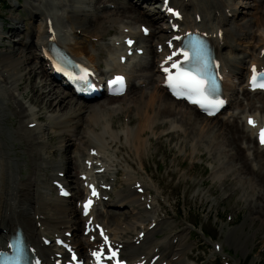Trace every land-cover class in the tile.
<instances>
[{"label": "bare ground", "instance_id": "6f19581e", "mask_svg": "<svg viewBox=\"0 0 264 264\" xmlns=\"http://www.w3.org/2000/svg\"><path fill=\"white\" fill-rule=\"evenodd\" d=\"M106 0H71V4L61 8L58 6L59 0H53L52 5L58 6L55 9L57 15L60 14L58 22L64 33L65 46L73 53L85 60L93 67H99V63H95L97 59V51L95 50L96 43L91 41L90 37H103L115 24L119 23H145L150 22L148 16L139 9L137 5L129 0H107L114 2L117 7L112 10L108 6L101 9L100 4ZM184 7L186 11L201 7L199 0H190L191 8L184 1L176 0ZM211 10L221 9L223 4L220 0H210ZM232 6V13L235 18L225 17L222 22H218L216 26H222L227 31V46L223 51L226 65L232 66V76L228 86L232 91L233 101L237 109L245 111L247 114L251 111H264V93L252 94L243 90V95L249 97L248 105L242 106V99L238 96L242 85H237L234 80L241 79L245 75V62L256 58V50L259 45L264 42V0H225ZM27 4L33 9L32 12H43V0H27ZM67 8H72V21H65L64 12ZM61 9V10H60ZM202 9L205 10L204 7ZM35 10V11H34ZM207 12V11H206ZM208 14V12H207ZM37 18L36 29L33 33L28 32V38L17 34L21 31L20 28L12 30V36L18 37L14 45L8 50L1 52L0 58V218L6 215L11 217L13 222L19 223L31 235H38L39 229L36 226L34 204H41L42 209L48 210L52 227L56 229L61 224L76 225L78 221H83L76 206L73 205L72 199H58L51 197L48 190H45L39 181L40 170L46 163H55L59 168H63L62 160H48L47 150L50 148V143L44 142L42 145L33 143L28 148L26 153H37L38 158L33 162V171L23 172V168H27V160L24 158L23 163L19 159L17 152L11 150V146L18 143L22 139V135L28 139L35 138L37 141L44 136H38V133L45 131V136L50 129L44 128V124L38 125L36 128L28 129L24 124L32 122L35 119H24L30 115V111L25 105L24 100L27 99V92H32L29 101L33 104L42 106V110L46 113H52L49 124L59 123L64 127L58 134V146L64 148L65 140L68 139L69 146L77 145V149L84 150L81 143H77L78 139L87 137V141H91L95 145L108 149L114 141L120 138V135L114 131L113 118L121 111L129 113L130 123L134 122L131 116L136 112L138 123L135 127L129 124L124 128V135L128 142H132L136 147L137 153L140 150L146 149L149 139L145 138V134L149 131L152 134H157L159 130L163 136L169 138L180 139L183 136V141L180 143L179 153L185 150L184 144L188 147L189 143L196 140L197 145L193 147L192 154L195 155L204 140L209 144V158L212 159L211 164L213 169V181L224 182L227 176H232L233 188L241 190L242 197L247 199V204L259 202V207H264V150L261 149L256 142V139L251 135V131L246 126L245 121L240 113L232 118H224L222 114L215 118H208L201 114L196 108L187 105L184 101H178L172 98L165 89L159 87L161 76L157 70V64L154 62L155 52L149 44L150 39L146 40L149 47V53L146 61L137 64L136 67L129 71L131 80V98L127 100L129 105H124L120 100L126 98L109 97L102 102H85L76 99L67 90L58 92L55 87L49 88L48 80H51L46 63L41 58V49L44 44V39L47 34V28L44 25L42 17L35 15ZM58 17V16H57ZM124 18H128L127 21ZM155 18H162V14H157ZM20 27L22 17H14ZM153 24V23H152ZM75 28L82 29V35H78ZM202 25L207 26L205 21ZM155 27V25L153 24ZM253 29V31H252ZM32 38V42L29 40ZM114 50H117L115 48ZM117 55V53H116ZM116 55H113L116 57ZM113 61L114 57L111 58ZM113 71L123 70V67L114 61ZM39 71V73H37ZM5 72L11 75L8 78ZM143 72V73H142ZM42 73V75H40ZM140 82H149L146 88H137L135 79ZM242 83V81L240 82ZM54 84V82H53ZM50 85V84H49ZM134 89V90H133ZM18 92V94L16 93ZM117 102L119 105H117ZM260 102L261 105H257ZM99 103V104H95ZM15 108H13L12 107ZM30 107V106H29ZM248 108V109H247ZM19 113L21 115L20 129L11 130L4 125V121L8 119V114ZM242 113V112H241ZM40 116L39 114H35ZM41 117V116H40ZM179 118L185 123L186 127L183 133L173 131L183 124H176V119ZM218 122L215 124L214 122ZM102 129L101 132L97 130ZM169 130L165 131V129ZM81 130L79 132L78 130ZM106 131L109 134L111 142L106 141ZM82 135V137H79ZM162 137V136H161ZM46 138H48L46 136ZM56 144V145H57ZM247 144V148L245 145ZM179 145L177 141L176 146ZM68 146V147H69ZM52 147V145H51ZM72 164L69 167L67 180L77 190L79 189L78 182L73 178V169L77 166L69 159ZM32 168V167H31ZM58 168V169H59ZM25 178V180H22ZM40 193V199H35V194ZM133 192H120L118 198L122 202H134L137 198ZM141 203L139 204V206ZM142 209V208H139ZM145 211H139L134 219L141 217ZM97 216L104 219V215L98 211ZM259 218L264 223V214L257 213L256 208L250 206V213L242 220L241 225L230 231L231 242L235 245H240L243 252H248L247 243L244 237L247 229L248 221H253ZM119 218H116V220ZM135 223H132V227ZM187 229L183 230V233ZM247 240V239H246ZM74 243L82 246L84 239L78 234L74 237ZM177 246V253L180 248Z\"/></svg>", "mask_w": 264, "mask_h": 264}, {"label": "rangeland", "instance_id": "374dc122", "mask_svg": "<svg viewBox=\"0 0 264 264\" xmlns=\"http://www.w3.org/2000/svg\"><path fill=\"white\" fill-rule=\"evenodd\" d=\"M105 4V3H104ZM1 7V4H0ZM0 20L4 21L7 20L8 23L6 24L7 28H11L13 27V25L15 24V22L13 21V17H19V11L16 10H6L4 8H0ZM24 22L26 24L27 27V33L25 35H23V37L28 38V32L32 31V29H34L36 27V22L34 23L33 20H29V19H25L24 17ZM115 30H110L106 35L109 34H113L115 33ZM8 34H10V32L7 31ZM17 39V37H12L9 40H5L3 42V45L0 46V58H1V52L3 50H8L10 48V46L12 47L13 41ZM33 46V45H32ZM101 49V50H100ZM97 52H99L98 54V62H103L105 60L104 56L101 54L104 49L97 47L96 49ZM39 73V71L37 72ZM42 75V74H40ZM132 91L126 96L125 100H121L123 102H125V105H128L129 103L127 102V100H129L132 96ZM32 95V92L28 91L26 96H27V100L29 99V97ZM241 97L243 98V103H247L249 102L248 97H246V100H244V96L241 94ZM26 100V101H27ZM25 101V102H26ZM103 100H98V102H102ZM99 103H95V104H99ZM242 103V106H244ZM241 106V108H242ZM14 108V107H13ZM235 108H231V110H234ZM237 112H241V110H237ZM235 112V113H237ZM127 114L126 111H122L120 112L118 115H116L113 120L114 123L116 124V126L118 128L124 127L125 122H124V116ZM43 116V113L41 114ZM132 115H136L135 113H133ZM228 115V114H227ZM242 115V114H240ZM230 116V115H228ZM44 117V116H43ZM47 117V116H45ZM44 117V119L46 120V118ZM231 118H233L231 116ZM218 122L215 121L214 123L216 124ZM8 126V123H7ZM149 132H147V137H148ZM53 135V134H52ZM52 135H50L52 137ZM158 136V134L156 135V137ZM55 142L58 141L57 137L53 138ZM177 141H179V145L176 146ZM183 141V136H180V139L175 138H169L168 137H162L157 141H153V145H150L148 147L147 150H149L148 152H145L143 155H148V158L146 160V164L147 165H154V166H160L161 170L164 168H167V170L171 169L170 171L166 172L164 170H162L161 174L165 175L167 180L169 181L172 177L174 178V181H172L171 179V184L170 187L172 188L177 182H179V186L177 187L179 190L184 187L186 185L187 188H192V192H191V197H193V200L198 201L199 199V203H200V196L195 198L196 196V189L201 191V194L203 195L202 200L205 203V208L206 209H211V212L213 213H217V215L220 214L223 216L221 217V220L218 224H215L213 222V216L210 214H208V217L210 218L209 223H211V230L212 232L218 236V238L220 239H225L226 238V230L229 229V227L231 226V224H228L226 222V217L225 215L227 213H233L235 214L236 218H235V222L238 223V225H241L242 220L248 215V213H250V206H252V203L249 205H245V199L241 198L242 195V191L239 190L237 188H233V183H232V176H227V180L223 183V185H221L220 182L217 181H213L212 178H209L210 180H208L206 182V184L208 185V190H203V179H204V175L209 172V170L212 168L211 165V161L212 159L209 158V153L207 152V150H209V144L208 142H206L204 140L203 145L200 146V150L197 151V153L195 155L192 154V150L190 149V147H186V144H184L185 146V150H183V152L179 153V148H180V143H182ZM123 151V150H122ZM121 151V153H122ZM125 152H128V150H125ZM56 158H66L67 155L66 154H60V155H55ZM123 157L126 158L127 156L123 154ZM134 160L138 161V158H132ZM180 166V167H179ZM208 178V177H207ZM192 180V181H191ZM233 189H235L233 191ZM204 191L207 192V194L205 196H208L210 199H212L210 202H206L205 200V196H204ZM210 191V193L208 192ZM230 192H234L231 197L222 202L223 197L230 193ZM214 195V196H213ZM74 202V200H73ZM243 206V208H242ZM254 207V206H253ZM242 208L241 212L238 213V210ZM260 213L264 214V211H259ZM234 222V223H235ZM215 226L217 228H215ZM247 229H246V237H249V241H248V248H252V245L259 241L260 239L264 238V223L262 222L261 219L256 218L253 221L249 220L248 224H247ZM250 252V251H249ZM241 256L242 255V251H241ZM245 257V256H243Z\"/></svg>", "mask_w": 264, "mask_h": 264}, {"label": "snow or ice", "instance_id": "6c2138e0", "mask_svg": "<svg viewBox=\"0 0 264 264\" xmlns=\"http://www.w3.org/2000/svg\"><path fill=\"white\" fill-rule=\"evenodd\" d=\"M169 11H173L169 9ZM176 15H179V12H176ZM146 32L147 28L144 29ZM179 39V37H177ZM131 44L132 41H129ZM171 43V42H169ZM191 55L188 50L181 48L177 51L182 53L184 59L189 61L191 65L190 69H184L181 67V63L177 60L172 64V69H177L175 73H172L170 68H164V71L169 74V78L166 81L175 91L177 88H180L182 91L177 92V95L184 94L188 99H192L193 96L200 97V99L194 100V103H198L201 107H215L219 101H213L210 99L211 90L215 87V82L207 78L206 68L208 64V55L206 48L202 41L190 42ZM173 56L177 55V52H173ZM168 60L172 59V56L167 58ZM85 74L89 73L87 68L83 69ZM253 76L251 78L252 87L264 88V80H261L257 83L258 77L255 72V66H253ZM82 79H87V75L81 77ZM124 80L122 76H116L113 80L109 81L113 86L120 85ZM249 123L254 124L251 118H249ZM260 142L264 144V128L260 130ZM95 194V192H94ZM90 202V201H89ZM94 255L99 256V253H94ZM119 264V261L117 262Z\"/></svg>", "mask_w": 264, "mask_h": 264}]
</instances>
